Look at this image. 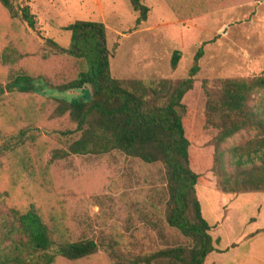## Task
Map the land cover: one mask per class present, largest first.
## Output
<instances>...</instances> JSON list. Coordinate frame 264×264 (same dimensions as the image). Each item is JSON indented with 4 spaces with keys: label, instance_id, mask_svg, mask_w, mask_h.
Wrapping results in <instances>:
<instances>
[{
    "label": "trees",
    "instance_id": "16d2710c",
    "mask_svg": "<svg viewBox=\"0 0 264 264\" xmlns=\"http://www.w3.org/2000/svg\"><path fill=\"white\" fill-rule=\"evenodd\" d=\"M129 1L140 24L150 9L145 0ZM165 1L180 20L237 3ZM0 8L14 25L38 28L29 5L0 0ZM65 29L72 34L69 47L37 38L41 51H29L31 63L13 72L5 73L1 64L16 63L23 53L15 50L19 55L12 59L11 53L0 51V107L10 116V127L0 125V264H82L94 261L102 250L110 264H214L213 254L227 250L216 246L199 186L212 174L224 192L264 193V74L225 79L214 91L207 80L196 78L204 56L201 47L185 79H119L112 73L114 52L103 22L76 20ZM181 59L176 50L172 69ZM64 64L72 74L56 72ZM38 82L60 91L90 86L91 94L72 101L45 96L36 89ZM243 132L250 133L246 140L224 146ZM114 153L145 169H162L164 205L156 228L161 244L153 249L125 252L112 236L98 241L78 235L55 213L35 203L24 208L12 202L24 179L51 192L61 161ZM252 225L256 228L244 240L264 234V224Z\"/></svg>",
    "mask_w": 264,
    "mask_h": 264
},
{
    "label": "rangeland",
    "instance_id": "374dc122",
    "mask_svg": "<svg viewBox=\"0 0 264 264\" xmlns=\"http://www.w3.org/2000/svg\"><path fill=\"white\" fill-rule=\"evenodd\" d=\"M29 5L38 20L36 31L14 25L0 8V51L24 57L14 64L2 65L13 72L31 63V50L41 51V37L55 39L69 47L72 34L65 28L75 22L97 21L107 27V42L114 52L110 64L119 79H140L148 83L165 79H185L194 57L203 47L201 70L196 78L207 80L216 91L222 81L254 78L264 74V0H237L218 11L178 19L165 0H145L150 12L138 24L139 13L129 0H18ZM115 45L117 48L114 49ZM182 52L177 69H172L173 53ZM56 66V64H55ZM63 65L57 73L70 71ZM36 89L45 96L68 101L89 99L90 86L60 91L41 82ZM10 116L0 107V125H8ZM13 131V127L12 130ZM8 135V130L3 131ZM243 132L229 140L230 147L248 138ZM54 189L42 192L24 179L15 190L12 202L26 208L35 203L43 211L55 213L78 235L88 234L100 241L112 236L120 249L138 252L158 246L157 225L163 212L164 178L160 166L145 169L141 163L121 153L80 156L61 161ZM204 215L214 226L211 234L224 253H214V264H264V234L244 240L246 232L264 224V193L224 192L212 174L199 186ZM161 244V242H159ZM102 250L94 261L82 264H110ZM109 259V258H108Z\"/></svg>",
    "mask_w": 264,
    "mask_h": 264
}]
</instances>
